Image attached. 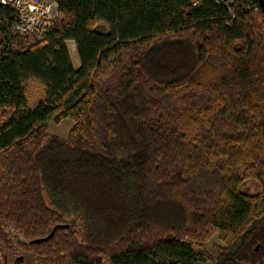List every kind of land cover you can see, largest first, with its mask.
Segmentation results:
<instances>
[{"label":"trees","instance_id":"16d2710c","mask_svg":"<svg viewBox=\"0 0 264 264\" xmlns=\"http://www.w3.org/2000/svg\"><path fill=\"white\" fill-rule=\"evenodd\" d=\"M56 1L42 37L0 4V221L21 263L264 264L259 1ZM215 232V253L194 245Z\"/></svg>","mask_w":264,"mask_h":264},{"label":"rangeland","instance_id":"374dc122","mask_svg":"<svg viewBox=\"0 0 264 264\" xmlns=\"http://www.w3.org/2000/svg\"><path fill=\"white\" fill-rule=\"evenodd\" d=\"M99 29L103 31H109V25L104 22H100ZM67 46L69 50H71L70 54L74 67H79L80 59L75 42L69 40ZM26 84L29 94L30 105L33 106L41 98L43 90L41 85L35 79H28ZM73 124L74 121L72 118H65L60 122L51 121L49 123L48 132L50 134H56L61 137H68V134L71 128L73 127ZM244 190L248 193L255 192V184L250 181L246 182ZM76 227L79 230V238H81L83 235V231L80 220L77 221ZM220 243H222L220 235L218 232H215L207 240L194 242V245L197 248H205L208 251L215 253V245ZM19 255L23 254L17 248V239L15 238L13 228L7 226L5 223L0 221V264H11L14 259L17 258Z\"/></svg>","mask_w":264,"mask_h":264},{"label":"built area","instance_id":"2783aa9c","mask_svg":"<svg viewBox=\"0 0 264 264\" xmlns=\"http://www.w3.org/2000/svg\"><path fill=\"white\" fill-rule=\"evenodd\" d=\"M0 4H12L19 12L13 30L21 34L42 37L44 32L60 18L56 0H0Z\"/></svg>","mask_w":264,"mask_h":264},{"label":"water","instance_id":"95a60500","mask_svg":"<svg viewBox=\"0 0 264 264\" xmlns=\"http://www.w3.org/2000/svg\"><path fill=\"white\" fill-rule=\"evenodd\" d=\"M258 1H259V4H260L261 8H262L263 14H264V0H258ZM55 229L56 228H54V230L47 237H45V238H39V239L33 240L32 242L33 243L34 242H42L44 240H47V239L51 238V236L53 235Z\"/></svg>","mask_w":264,"mask_h":264},{"label":"flooded vegetation","instance_id":"af4514ba","mask_svg":"<svg viewBox=\"0 0 264 264\" xmlns=\"http://www.w3.org/2000/svg\"><path fill=\"white\" fill-rule=\"evenodd\" d=\"M23 257H24L23 255H19L17 258L14 259V261L11 264H22L21 262Z\"/></svg>","mask_w":264,"mask_h":264},{"label":"crops","instance_id":"0c3cea01","mask_svg":"<svg viewBox=\"0 0 264 264\" xmlns=\"http://www.w3.org/2000/svg\"><path fill=\"white\" fill-rule=\"evenodd\" d=\"M71 41V40H70ZM67 43H69V41L67 42ZM70 52H71V50H69ZM71 55V54H70ZM80 66V65H79ZM78 67V66H77Z\"/></svg>","mask_w":264,"mask_h":264}]
</instances>
